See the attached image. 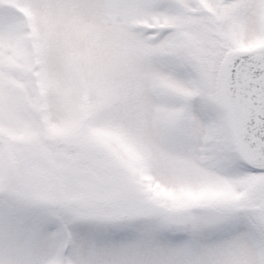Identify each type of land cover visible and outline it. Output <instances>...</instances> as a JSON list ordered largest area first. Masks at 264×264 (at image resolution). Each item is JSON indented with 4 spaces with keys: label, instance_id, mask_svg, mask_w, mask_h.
Here are the masks:
<instances>
[{
    "label": "snow or ice",
    "instance_id": "1",
    "mask_svg": "<svg viewBox=\"0 0 264 264\" xmlns=\"http://www.w3.org/2000/svg\"><path fill=\"white\" fill-rule=\"evenodd\" d=\"M0 264H264V0H0Z\"/></svg>",
    "mask_w": 264,
    "mask_h": 264
}]
</instances>
